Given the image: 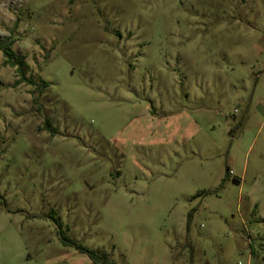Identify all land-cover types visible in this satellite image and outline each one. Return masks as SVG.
I'll use <instances>...</instances> for the list:
<instances>
[{"label":"rangeland","instance_id":"1","mask_svg":"<svg viewBox=\"0 0 264 264\" xmlns=\"http://www.w3.org/2000/svg\"><path fill=\"white\" fill-rule=\"evenodd\" d=\"M8 41L0 264H264V0H0Z\"/></svg>","mask_w":264,"mask_h":264},{"label":"trees","instance_id":"2","mask_svg":"<svg viewBox=\"0 0 264 264\" xmlns=\"http://www.w3.org/2000/svg\"><path fill=\"white\" fill-rule=\"evenodd\" d=\"M0 49L4 52V55L6 56V62L5 63H9L11 64V66L13 67H19V69H21L22 66H24V62L22 57L16 55V53L14 52L13 48H12V42L8 41V42H4L0 44ZM25 81V78H21L20 80H18L16 83L19 84L21 82ZM30 82H33V80H29ZM45 86L48 85V83L46 81H44ZM74 243V242H71ZM76 247L83 253H86L87 255H89V257L91 259H93V261L95 263H103V264H114L110 261L108 254H100L98 252H95L93 250H90L86 247H84L81 244H76ZM208 264V263H205Z\"/></svg>","mask_w":264,"mask_h":264}]
</instances>
